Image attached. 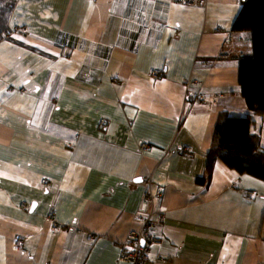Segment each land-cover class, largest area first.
Returning a JSON list of instances; mask_svg holds the SVG:
<instances>
[{"label":"crops","instance_id":"0c3cea01","mask_svg":"<svg viewBox=\"0 0 264 264\" xmlns=\"http://www.w3.org/2000/svg\"><path fill=\"white\" fill-rule=\"evenodd\" d=\"M242 7L0 0V264H130L143 215L146 264H264V180L206 172L220 114L249 111ZM253 131L264 155V114Z\"/></svg>","mask_w":264,"mask_h":264},{"label":"trees","instance_id":"16d2710c","mask_svg":"<svg viewBox=\"0 0 264 264\" xmlns=\"http://www.w3.org/2000/svg\"><path fill=\"white\" fill-rule=\"evenodd\" d=\"M233 31H250L253 52L239 59V81L248 105L245 116L221 113L216 124L206 172L211 173L218 159L239 173L264 180V155L259 136L253 130L264 114V0L243 2ZM202 180L205 182L206 177Z\"/></svg>","mask_w":264,"mask_h":264},{"label":"built area","instance_id":"2783aa9c","mask_svg":"<svg viewBox=\"0 0 264 264\" xmlns=\"http://www.w3.org/2000/svg\"><path fill=\"white\" fill-rule=\"evenodd\" d=\"M181 2L193 5V6H201L205 7L207 6L209 0H180ZM241 3L246 2L247 0H239ZM234 32H230V40H233ZM230 42H226L225 47L222 50V53H229V49L231 47ZM156 73V72H155ZM158 74V71L157 73ZM193 97V95L191 96ZM197 100L199 101H205V97L202 95L196 96ZM102 124H106V119H101ZM145 147V145H144ZM43 183L47 182V179H42ZM236 185V184H235ZM250 195H253L252 192L249 193ZM152 198L151 193H147L145 195V203L149 201V199ZM49 219L51 220V230L53 232H59L61 230V226L59 223L54 219L53 214H49ZM144 223H143V229L142 230H132L128 234V238L126 240L127 248L125 251H122L119 260L122 262H129L130 264H146L147 260L149 259L148 251H149V245H155L159 244L161 241L160 237L158 236L157 232L152 229V226L150 225V218L152 215L144 217ZM93 236L92 234H90ZM90 235L87 236V238L90 240L93 237H90ZM148 238L149 242L148 244L142 242V237ZM15 246L23 253H27L28 249L24 245V237L19 236L15 240Z\"/></svg>","mask_w":264,"mask_h":264},{"label":"bare ground","instance_id":"6f19581e","mask_svg":"<svg viewBox=\"0 0 264 264\" xmlns=\"http://www.w3.org/2000/svg\"><path fill=\"white\" fill-rule=\"evenodd\" d=\"M88 235H90V233H88L87 236H88ZM90 237H93V236L90 235ZM87 239H88V238H87ZM88 240H89V239H88ZM90 240H91V239H90Z\"/></svg>","mask_w":264,"mask_h":264},{"label":"rangeland","instance_id":"374dc122","mask_svg":"<svg viewBox=\"0 0 264 264\" xmlns=\"http://www.w3.org/2000/svg\"><path fill=\"white\" fill-rule=\"evenodd\" d=\"M102 119H106V118H102ZM46 179V178H45Z\"/></svg>","mask_w":264,"mask_h":264}]
</instances>
